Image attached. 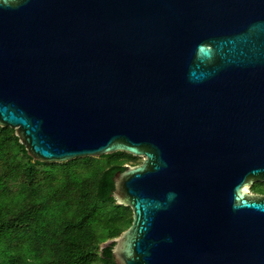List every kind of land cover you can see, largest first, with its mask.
Returning a JSON list of instances; mask_svg holds the SVG:
<instances>
[{
  "label": "water",
  "instance_id": "water-1",
  "mask_svg": "<svg viewBox=\"0 0 264 264\" xmlns=\"http://www.w3.org/2000/svg\"><path fill=\"white\" fill-rule=\"evenodd\" d=\"M0 127L39 162L142 157L116 264H264V0H0Z\"/></svg>",
  "mask_w": 264,
  "mask_h": 264
},
{
  "label": "trees",
  "instance_id": "trees-1",
  "mask_svg": "<svg viewBox=\"0 0 264 264\" xmlns=\"http://www.w3.org/2000/svg\"><path fill=\"white\" fill-rule=\"evenodd\" d=\"M133 159L115 152L39 162L0 127V264H116L112 244H101L132 221L111 193L114 174Z\"/></svg>",
  "mask_w": 264,
  "mask_h": 264
},
{
  "label": "rangeland",
  "instance_id": "rangeland-1",
  "mask_svg": "<svg viewBox=\"0 0 264 264\" xmlns=\"http://www.w3.org/2000/svg\"><path fill=\"white\" fill-rule=\"evenodd\" d=\"M136 157V159H133V160H131V161H129V162H127V163H125V165H135V164H138V163H140L141 161H142V157H138V156H135ZM84 158V157H83ZM96 158H99V157H96ZM76 159H78V158H76ZM79 159H82V158H79ZM75 160V159H74ZM256 183V182H255ZM259 184H258V182L256 183V186H257V188H259V186H258ZM253 186V185H252ZM252 188V187H251ZM252 190V189H251Z\"/></svg>",
  "mask_w": 264,
  "mask_h": 264
},
{
  "label": "flooded vegetation",
  "instance_id": "flooded-vegetation-1",
  "mask_svg": "<svg viewBox=\"0 0 264 264\" xmlns=\"http://www.w3.org/2000/svg\"><path fill=\"white\" fill-rule=\"evenodd\" d=\"M258 186H259V188L257 189V190H255V191H253V190H251L252 192H256V193H258V194H261V195H264V181H260V182H258Z\"/></svg>",
  "mask_w": 264,
  "mask_h": 264
}]
</instances>
